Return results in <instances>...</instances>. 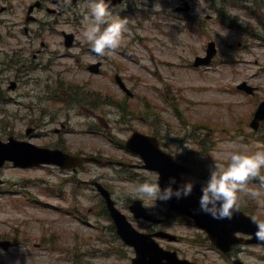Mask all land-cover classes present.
<instances>
[{
	"label": "rangeland",
	"instance_id": "1",
	"mask_svg": "<svg viewBox=\"0 0 264 264\" xmlns=\"http://www.w3.org/2000/svg\"><path fill=\"white\" fill-rule=\"evenodd\" d=\"M163 1L129 0L126 9L120 14L128 18V31L123 34L118 48L106 51L103 55L104 62H107L105 73L95 76L71 58H61L64 51V46L60 44L63 40L61 31H73L80 41L86 43L82 31L85 27L83 17L87 0L71 5L70 11L67 10L63 15L38 12L39 22L30 25L38 32V38L35 35L28 36L24 30L25 7L33 0H0V70H3V63H10L8 59L14 58L18 50L24 48V53L30 57L32 54L27 51L41 49L37 43L29 47L24 42L42 39L48 47L38 54L36 61H43L47 69L33 71V79L55 80L61 76L68 82V92H71L69 86H73L85 89L86 96L89 92H96V97H115L121 101L124 94L118 91L111 75L113 71L123 69L129 87L136 94L128 107L139 105L144 99L145 103L136 106V111L143 113L121 121L117 109L108 107V115L101 116L99 111L95 114V120L87 109L84 111L78 107L60 110L63 105L61 102L48 105L40 103L39 111L45 108L59 112L58 126L70 121L67 122L68 127L80 133H66L65 139L69 146L84 155L100 154L105 158L140 164L138 158L123 148L134 131L157 136L163 147L176 155L185 156L197 151L201 154L196 155V158L203 167L200 173L205 176L190 177L203 183L213 160L226 163L216 154L231 150L227 141L234 140L247 145L248 151L264 148V125L257 132L250 127L253 114L264 99V42L254 36L260 31L264 35V27L248 12L230 6L231 19L244 26L246 32L222 24L209 9L206 0L192 1L195 6L192 19L176 11L180 0ZM46 4L55 7L51 0H46ZM207 15L211 18L207 19ZM212 39L217 41L219 54L210 68L196 69L193 66L195 58L205 55L207 43ZM59 54V63L50 64L51 57ZM90 54L83 56L87 63L96 60V56ZM76 55L79 56L78 53ZM8 73L12 78L16 77L15 71L10 70ZM244 81L258 87L254 96L237 89ZM28 88H42V85L33 81L23 90ZM7 96L18 99L17 92H8ZM10 99L6 103L4 115L0 113V136L2 139L10 135L27 138L26 131L31 121H28L30 116L25 115L32 113L27 107L37 98L23 97V103L27 102L20 106ZM144 104H148L149 113L144 112ZM17 111L20 117L16 115ZM90 122L93 124L89 125ZM97 127L99 132L96 131ZM45 130L40 129L39 133L46 134ZM51 136L41 141H52ZM57 137L62 139L61 135ZM199 140L204 143L199 144ZM32 141L40 142L37 139ZM152 174L146 170L127 172L115 166L92 164L86 165L79 175H67L51 167L20 169L8 164L0 170V180L5 181L0 186V237L18 235L21 245L14 252L1 254L2 264H132L133 251L120 240H115L110 228L112 222L102 214L101 198L94 189H76L80 197L70 198L68 192L72 186H63L62 196L65 199L51 189H57L64 181L73 178L99 180L110 188L124 213L132 217L128 205L137 197L150 207L164 210L163 201L144 199L135 192V185L151 179ZM123 175L129 176L122 178ZM259 184L260 181H249L252 188H258ZM240 195L238 206L255 210L254 216L264 221V206L247 193ZM260 198L264 199V189H261ZM53 205L73 207L82 221L87 222H79L51 207ZM132 222L136 228L144 230L143 222ZM178 222L181 221L170 219L168 223L169 230L183 236L182 242L172 244L174 247L183 250L186 255H196L200 264H233L222 259L215 250L199 246L200 242L205 241L199 230L193 226L179 225ZM40 243L44 245L38 249ZM50 248L57 250L51 251ZM246 251L244 259L247 263L264 264V247L249 246Z\"/></svg>",
	"mask_w": 264,
	"mask_h": 264
},
{
	"label": "clouds",
	"instance_id": "2",
	"mask_svg": "<svg viewBox=\"0 0 264 264\" xmlns=\"http://www.w3.org/2000/svg\"><path fill=\"white\" fill-rule=\"evenodd\" d=\"M129 0H87V10L84 13L82 38L90 49L103 56L106 51L115 50L121 45L123 34L128 31V18L121 17L120 11L126 9ZM231 150L217 153V157L226 160L221 163L213 160L208 167L207 179L200 183L198 211L204 212L214 219H231L235 214L241 193H247L250 198L264 206L261 199V189H264V148L248 151L247 145L236 141L226 142ZM257 143H260L259 141ZM258 178V188L249 186V181ZM197 181L186 177L183 173L178 180L169 176L165 184L160 182V174L154 172L151 179H146L135 185V192L144 199L168 201L173 198L183 199L192 195ZM258 235L264 239V222L257 225Z\"/></svg>",
	"mask_w": 264,
	"mask_h": 264
},
{
	"label": "water",
	"instance_id": "3",
	"mask_svg": "<svg viewBox=\"0 0 264 264\" xmlns=\"http://www.w3.org/2000/svg\"><path fill=\"white\" fill-rule=\"evenodd\" d=\"M116 2L113 1V4ZM214 44L210 46L209 49V58L215 54ZM207 60H202L205 63ZM252 92V89L247 88L245 85L241 86ZM264 119V104L260 107L257 112L256 119L253 123L255 128L258 127L259 120ZM128 146L140 153L147 161L148 167L156 166L160 169L162 175L161 183L165 184L169 176H176L178 178V172L183 169L172 165V162L169 161V157H165L160 150L158 149L156 141L153 139H148L139 134L135 135ZM43 150L34 148L27 143H20L14 140L8 144L0 143V162H4L6 159H11L16 162V164L21 165H32L40 164L47 162H54L65 166L67 163L64 161L65 156L58 153H54V156L47 154L42 157ZM40 157H42L40 160ZM167 159V160H166ZM172 166L173 169H170ZM200 196V188H194L191 196L183 199H171L172 207L182 209L188 212L191 216L195 218L196 223L207 229L213 240L224 250H229L231 245L235 242L233 239V234L235 230L242 229L246 232L254 233L258 236L260 242H264V239H261L258 235V227L250 219L243 216L241 213H236L238 218L218 220L214 219L212 216L198 211V200ZM120 231L124 235V238L127 242L134 245L137 249L138 258L135 259V264H162V260L167 258V254L163 252L157 244H155L150 237H145L140 234L135 233L129 226H125L123 221H120ZM150 258V259H149Z\"/></svg>",
	"mask_w": 264,
	"mask_h": 264
}]
</instances>
